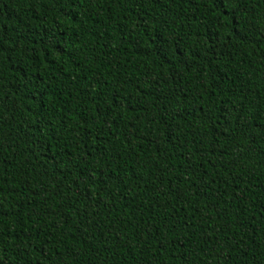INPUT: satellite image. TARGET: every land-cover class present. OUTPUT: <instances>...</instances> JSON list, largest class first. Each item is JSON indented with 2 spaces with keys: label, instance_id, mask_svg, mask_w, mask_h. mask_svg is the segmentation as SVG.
<instances>
[{
  "label": "trees",
  "instance_id": "1",
  "mask_svg": "<svg viewBox=\"0 0 264 264\" xmlns=\"http://www.w3.org/2000/svg\"><path fill=\"white\" fill-rule=\"evenodd\" d=\"M0 264H264V0H0Z\"/></svg>",
  "mask_w": 264,
  "mask_h": 264
},
{
  "label": "snow or ice",
  "instance_id": "2",
  "mask_svg": "<svg viewBox=\"0 0 264 264\" xmlns=\"http://www.w3.org/2000/svg\"><path fill=\"white\" fill-rule=\"evenodd\" d=\"M216 2L219 3V4H224L225 0H216Z\"/></svg>",
  "mask_w": 264,
  "mask_h": 264
}]
</instances>
